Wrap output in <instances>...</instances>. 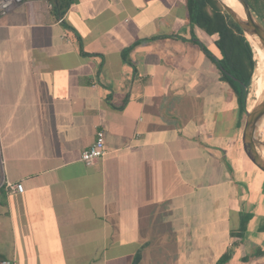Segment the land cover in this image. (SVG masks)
I'll use <instances>...</instances> for the list:
<instances>
[{"label": "crops", "instance_id": "1", "mask_svg": "<svg viewBox=\"0 0 264 264\" xmlns=\"http://www.w3.org/2000/svg\"><path fill=\"white\" fill-rule=\"evenodd\" d=\"M217 39L188 0H77L61 19L50 0H18L0 16V255L208 264L243 215L264 249V172L204 51L220 59ZM98 129L107 153L89 166Z\"/></svg>", "mask_w": 264, "mask_h": 264}, {"label": "trees", "instance_id": "2", "mask_svg": "<svg viewBox=\"0 0 264 264\" xmlns=\"http://www.w3.org/2000/svg\"><path fill=\"white\" fill-rule=\"evenodd\" d=\"M50 1L56 16L61 19L77 0ZM247 2L264 22V0H247ZM188 6L193 24L209 35L218 36L216 44L222 57L220 59L216 58L203 45L204 51L218 64L222 80L229 84L238 96L241 109V127H243L246 117L245 104L248 88L256 70V60L254 59V52L250 41L239 25L223 9L218 0H188ZM249 220V215H243L240 227L231 232L232 237L239 238L247 246L252 244L250 240L244 238ZM259 231L264 232V220L259 226ZM230 246L219 257L217 264H234ZM263 255L264 249L259 245H255L251 254L243 256V261L249 262ZM3 259L5 258L0 255V264Z\"/></svg>", "mask_w": 264, "mask_h": 264}, {"label": "water", "instance_id": "3", "mask_svg": "<svg viewBox=\"0 0 264 264\" xmlns=\"http://www.w3.org/2000/svg\"><path fill=\"white\" fill-rule=\"evenodd\" d=\"M237 1L242 5L243 10L245 12V17L240 16L226 2V0H218L223 9L233 18V20L243 30L246 37H259L262 47L264 48V22L252 10L247 0ZM263 118L264 97L257 103L253 110L249 111L246 107V118L243 125L242 144L247 157L258 169L264 172V140L257 134L258 124Z\"/></svg>", "mask_w": 264, "mask_h": 264}, {"label": "bare ground", "instance_id": "4", "mask_svg": "<svg viewBox=\"0 0 264 264\" xmlns=\"http://www.w3.org/2000/svg\"><path fill=\"white\" fill-rule=\"evenodd\" d=\"M226 2L240 16L245 17L243 7L237 0H226ZM248 37L252 39V42L250 40L249 41L252 44L253 49L256 47V51L254 49V54L257 63V71L252 78L251 84L248 88L249 91L247 93V109L251 111L264 95V48L262 47L259 37ZM257 134L264 140V118L258 124Z\"/></svg>", "mask_w": 264, "mask_h": 264}, {"label": "built area", "instance_id": "5", "mask_svg": "<svg viewBox=\"0 0 264 264\" xmlns=\"http://www.w3.org/2000/svg\"><path fill=\"white\" fill-rule=\"evenodd\" d=\"M18 0H0V16L7 14L15 8ZM107 153L105 131L98 129L94 142L83 151L81 159L86 165H94ZM4 187L9 191L23 192L25 190L23 183L5 181ZM1 264H15L11 259H3Z\"/></svg>", "mask_w": 264, "mask_h": 264}, {"label": "rangeland", "instance_id": "6", "mask_svg": "<svg viewBox=\"0 0 264 264\" xmlns=\"http://www.w3.org/2000/svg\"><path fill=\"white\" fill-rule=\"evenodd\" d=\"M248 39L252 42V39L251 38L248 37ZM254 49L256 51V47H254ZM254 59H255V54H254ZM256 71H257V63H256L255 73H256ZM255 73H254V75H255ZM263 97H264V95H263ZM245 106L247 107V98H246V104H245ZM244 122H245V119H244ZM261 172H263V171H261ZM223 239H226V238H222V240ZM250 239L252 240V244H250V245L247 246L239 238H232V243H231L230 249H231V251L233 253V263L234 264H264V255L262 257H260V258L250 260L249 262H244L243 261V256H245L246 254H248V255L251 254V252L253 250V247L255 245H257L254 242V241H256V238H250ZM217 262H218L217 259H214V261H213V259L208 256V264H213V263L214 264H217Z\"/></svg>", "mask_w": 264, "mask_h": 264}]
</instances>
